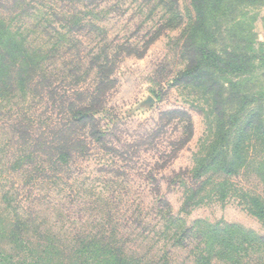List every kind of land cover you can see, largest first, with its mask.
<instances>
[{
  "label": "rangeland",
  "instance_id": "374dc122",
  "mask_svg": "<svg viewBox=\"0 0 264 264\" xmlns=\"http://www.w3.org/2000/svg\"><path fill=\"white\" fill-rule=\"evenodd\" d=\"M1 1L11 6L10 12L0 10V14L9 22L14 20V27L22 25L34 30V24L46 18L61 32L62 21L59 19L66 16V10L92 11L96 15L85 14V19L99 21L107 29L109 40L114 39L117 43L128 39L140 49L163 22L162 14L167 10L159 0H95L94 5L99 8L84 7L86 0L72 3ZM240 1V9L234 17L239 18L243 26L215 38L212 48L230 52L238 64L241 59L246 61L239 70L228 69L221 76L223 82L230 83L233 93L226 106L229 113L237 112L241 121L248 116L255 120L244 138L237 142L244 154L241 162L245 161L246 166L241 163L237 173L228 176L224 171H214L215 168L201 178L193 176L197 161L204 157L216 138L217 128L212 98L206 87L184 78L174 82L186 63L181 46L183 30L192 12L189 0H178L174 11L179 12L182 21L173 18L160 33L154 34V40L143 56L124 55L120 59L113 74L115 86L106 96L104 110L96 115L98 125L107 133L106 142L103 148L94 147L88 158L77 159L70 167L69 177L65 176L63 180L33 177L21 165L13 169V160L21 147L20 122L32 120L31 130L35 131L40 112L45 107L36 103L30 108V101L24 102L11 95L5 98H12L14 104L0 103V148H5L0 151V264L22 260L36 264L24 253L23 245L25 247L28 242L47 245L52 238L41 239V234L47 231L54 235L64 234L68 228L93 225L100 206H91L90 202L98 191L102 192V206L108 202L109 209L113 203L116 206L113 210L132 214L133 218L137 214L133 212L142 213L143 225L138 224L140 221L133 224L131 236L135 247L142 252H147L155 241L156 232L147 231L146 225L163 230L164 215L168 211L181 218L186 226L196 223L202 231L215 226H234L264 237V219L255 214L250 201L251 197L264 198V0ZM73 3L76 9L72 7ZM13 5L19 7L13 8ZM100 9L107 19H99ZM53 27L50 32L55 31ZM96 34L93 32L83 40H92ZM40 36L32 34L33 38ZM56 114L50 110L46 115L56 121ZM5 198L11 202L6 203ZM159 210H163L161 215L157 214ZM22 212L38 221L21 224L12 237V222L16 215L22 216ZM122 227L121 224L120 229ZM172 253L180 263L186 256L181 249L172 248ZM218 258L220 255L214 252L211 264H220ZM248 259L244 264L251 263ZM57 262L58 259H45L38 264Z\"/></svg>",
  "mask_w": 264,
  "mask_h": 264
},
{
  "label": "trees",
  "instance_id": "16d2710c",
  "mask_svg": "<svg viewBox=\"0 0 264 264\" xmlns=\"http://www.w3.org/2000/svg\"><path fill=\"white\" fill-rule=\"evenodd\" d=\"M58 1L72 3L71 1L84 0ZM86 1L84 7L99 8L94 5L95 0ZM158 2L167 7V10L162 14L164 20L154 31L155 35L165 25L168 26L173 18L182 21L179 12L174 11L178 0ZM238 2L241 3L240 0H189L192 12L183 30L184 42L181 46L186 63L174 82H180V78H184L197 86L206 87L212 98L217 128L216 138L210 143L204 157L196 163L193 173L195 178L203 177L212 168H215L214 171H224L228 176L237 173L241 163L243 167L246 166L245 161L241 162L244 154L240 152L237 142L244 138L255 120L253 116H248L241 121L237 112L229 113L226 106L233 93L229 88L230 83L221 80L228 69L239 70L246 61L241 59L238 64V60L230 52H218L212 48L215 38L243 26L239 18L234 17L241 6ZM71 5L76 9V4ZM18 7L13 5V8ZM8 9L11 10V6L0 0V10L10 12ZM102 12L103 9H100L99 19H107ZM85 14L92 17L96 15L92 11L77 13L66 10V16L59 19L62 21L61 32L50 25L51 20L48 23L46 18L37 21L33 26L34 30H31L22 25L14 27V20L9 22L0 14V103L6 101L14 104L12 98H5L11 95L13 98L20 97L24 102L30 101V108L36 103L45 107L40 112L35 131L31 130L32 120L24 123L23 119L20 122L21 147L12 163L13 169H18L16 167L21 165L33 177L63 180L69 175L70 167L77 159L91 156L94 147L103 148L107 133L98 125L96 115L104 110L106 96L115 86L113 74L116 67L124 55L143 56L154 40V34L149 36L142 49L128 39L116 43L114 39H108V31L99 21L87 20ZM51 27L55 31L50 32ZM93 32H97L95 38L83 40ZM34 33L41 35V38H33ZM235 95H238L237 91ZM30 96L32 98H28ZM239 108L241 110L242 107ZM50 110L57 112L56 121H51V117L46 115ZM42 115L46 116L42 118ZM188 126L190 127V123ZM230 144H233L232 148ZM2 150L5 148H0L1 152ZM101 193H95L94 200L90 202L91 206H100L93 225L82 224V227L73 230L68 228L64 234L54 235L48 231V234L42 233L41 239L52 238L47 245L33 242L26 243L25 247L23 245V251L31 257L30 260L36 264L45 259H58L55 264H211L215 252L220 255V264H244L247 257L251 262L248 264H264V237L234 226H215L202 231L196 223L186 226L181 218L175 217L170 211L164 215L166 223L163 230L146 225L147 231L156 232L153 236L155 241L147 252H142L135 247L131 238L134 233L133 224L138 221L141 224L142 213L133 212L134 215L137 213L135 218L132 214H120L119 210H113L116 207L113 203L108 209L110 203H105V206L100 204ZM109 198L113 202L111 195ZM250 201L255 214L264 219V198L251 197ZM5 202L10 203L11 200L5 198ZM162 213L163 210L157 212L158 215ZM15 217L12 222V237L26 222L38 221L25 212H22V216ZM121 224L126 231L123 227V231L120 229ZM172 248L186 252L182 263L173 255ZM11 264L27 263L22 260L17 263L12 261Z\"/></svg>",
  "mask_w": 264,
  "mask_h": 264
}]
</instances>
